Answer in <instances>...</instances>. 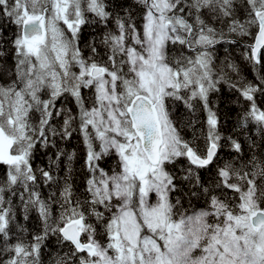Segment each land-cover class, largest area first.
Returning a JSON list of instances; mask_svg holds the SVG:
<instances>
[{"label": "snow or ice", "instance_id": "6c2138e0", "mask_svg": "<svg viewBox=\"0 0 264 264\" xmlns=\"http://www.w3.org/2000/svg\"><path fill=\"white\" fill-rule=\"evenodd\" d=\"M0 166V264H264V0H0Z\"/></svg>", "mask_w": 264, "mask_h": 264}, {"label": "trees", "instance_id": "16d2710c", "mask_svg": "<svg viewBox=\"0 0 264 264\" xmlns=\"http://www.w3.org/2000/svg\"><path fill=\"white\" fill-rule=\"evenodd\" d=\"M225 93H228V94L227 95H222L221 97L218 98L220 100V103H219L218 106H219V108L221 110V118L222 119H223V114L225 112H227L230 107H234L233 105H230V103H229V99H230V95L231 94H230L229 90L226 87H225ZM229 115H231L234 118L235 117V112L233 111V112L229 113ZM71 146L77 147L78 151H77V158L75 160V165H76L77 168H79V165H80L79 156H80V149L82 148V145H77L76 139L73 138ZM0 167H2V166H0ZM34 215L35 214L33 213V216Z\"/></svg>", "mask_w": 264, "mask_h": 264}]
</instances>
